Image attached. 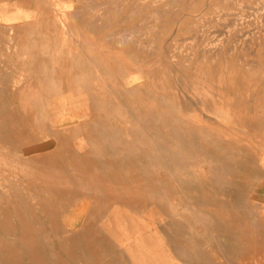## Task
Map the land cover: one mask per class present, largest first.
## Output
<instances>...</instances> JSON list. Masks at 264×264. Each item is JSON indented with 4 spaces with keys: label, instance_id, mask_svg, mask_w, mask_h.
<instances>
[{
    "label": "rangeland",
    "instance_id": "rangeland-1",
    "mask_svg": "<svg viewBox=\"0 0 264 264\" xmlns=\"http://www.w3.org/2000/svg\"><path fill=\"white\" fill-rule=\"evenodd\" d=\"M135 1L0 0V125L24 133L0 136L3 257L32 264L7 226L20 227L14 203L41 220L33 228L49 263L94 264L80 244L67 255L64 239L25 206L37 173L28 175L26 156L50 141L149 183L158 207L135 214L134 235L156 227L168 262L264 264V0ZM77 215L73 207L63 219ZM122 258L116 264H129Z\"/></svg>",
    "mask_w": 264,
    "mask_h": 264
},
{
    "label": "bare ground",
    "instance_id": "bare-ground-1",
    "mask_svg": "<svg viewBox=\"0 0 264 264\" xmlns=\"http://www.w3.org/2000/svg\"><path fill=\"white\" fill-rule=\"evenodd\" d=\"M1 117L3 118L4 116L1 115ZM2 126L3 125H0V136H2L1 138L5 140L8 136L24 138L23 130L22 128H19L17 124H13L7 130L2 128ZM27 143L28 142H26L25 144ZM52 145L54 146L49 150H43L45 152L26 156V164L33 165L32 167H30L28 175L30 174L31 170H36L37 173L33 172V174L30 176V180H35L36 182H30L32 183V186H34L33 190H31L29 193L33 197V202L30 204L27 203L25 204V206H27V208H36L38 212H40L42 218L44 220H47L46 222L49 224V229H51L50 233L59 239H64V245L67 246V249H70L67 251V255H69L70 257H74V254L77 255V252L74 253V248L75 246L80 244V246L85 250L87 256L92 260L91 262H93L94 264H116L118 260L123 259L122 257H125L124 259L126 260L128 258V260L130 261L129 264H173L172 262H168V259L164 255V251L162 250V248L157 247L158 245L156 242V237H153L154 234H157L156 227L149 229L148 227L143 225V228H146V230L142 229L143 232L139 231L137 237H135L134 235L136 229H138L137 227H139L135 220H138V215L140 216L143 213V209L145 208L146 204L151 203L153 210H155V206L156 208L158 207L156 200L154 198L152 199L153 194L150 192V188L148 185L149 183L147 184V182H145V179L133 176L130 171H126L122 176H120L117 172H115V169H110L111 172L106 170L104 171L103 167H94V169L93 167H91V165L93 163L96 164L97 162L95 160L97 159L89 158V154L86 153L85 150H79L74 148L73 146L65 145L63 147L62 143L57 142L53 144V142L48 141V143L39 145L37 147L47 148L51 147ZM17 146L19 147V145ZM29 146L30 145L24 146V148L28 149L31 147ZM63 153H65V155H62ZM62 163L66 166H62ZM96 168L103 170V172H105V175L102 176V174L96 175L89 173V171H92L93 169L96 170ZM34 189H36L38 192L41 191L45 194L47 193L48 195L52 196V198L43 197L41 192L36 195V193L33 192ZM80 193H84L86 199L80 200L75 197ZM18 199L21 200L22 198ZM54 200L56 203L53 202ZM59 202H62L63 205H61ZM7 203L9 202L7 201ZM73 207H76L78 215L75 219H72L70 223H67L63 219L64 214ZM159 207L163 209L161 206V202ZM12 209L11 210L13 211L14 216L17 218L20 227L15 228L13 226L12 228H10L11 226L7 225L9 222L6 225L9 226V230L11 229V233H9L15 236L17 240L23 245L29 261L32 262V264H52L49 263V258L48 260L45 258L46 255L41 254L38 249L40 245L38 247L36 243V230H34L33 227L35 226V229H37V226L41 227L39 224L41 220L38 222V220H36V218L34 217L32 218L29 215H23L22 212L19 213L22 210L21 206H18V204H16L15 206V204L13 203ZM152 211H149L148 214H151L152 223H156L157 220L155 214L152 215L153 213H150ZM137 213L138 215L136 216L135 214ZM38 216L40 217V215ZM76 221L78 222V224L80 223V227L78 226L79 229L72 230L70 228H67V225H72ZM263 221L264 220H261L262 223ZM62 227L65 228V230L62 229ZM234 227L236 228V223H234ZM153 229L155 230V232H152ZM149 233L150 236H148ZM237 234L239 236V233ZM158 235H160V233ZM253 236L255 235L249 234L248 237L250 245L248 246L246 251L250 254L249 256H251L252 254L254 255V252L256 251L255 249H257V247L255 248V246H253L252 244L255 238ZM160 237L161 235L159 236V238ZM257 238L259 239V237ZM135 239L138 240V245ZM240 239L238 240L240 241ZM4 245L5 244L3 243V246ZM147 247H149L150 249L147 250ZM2 249L3 248L0 246V263L4 262L3 264H5L8 263V260H10L13 261L10 262V264H21L17 261V259H15V257L13 258V256L12 258L7 257L10 258L8 260L5 258V256L3 257V254L1 252ZM154 250L156 251L155 255L152 254V251ZM61 253L62 252H60L59 254ZM47 256L50 257V255ZM58 256L56 257L58 258ZM57 258L55 259L57 260ZM74 258H76V256ZM64 259L66 260V258ZM51 261L53 262L54 260ZM53 264L67 263L63 262V260L61 262V260L59 259V261H56Z\"/></svg>",
    "mask_w": 264,
    "mask_h": 264
},
{
    "label": "crops",
    "instance_id": "crops-1",
    "mask_svg": "<svg viewBox=\"0 0 264 264\" xmlns=\"http://www.w3.org/2000/svg\"><path fill=\"white\" fill-rule=\"evenodd\" d=\"M258 150V154L260 155L261 159H262V165H263V168L261 167V169H263L264 171V138H262V141H260L259 143V147L257 148ZM254 232V231H252ZM252 232H249L250 235H252L253 233Z\"/></svg>",
    "mask_w": 264,
    "mask_h": 264
}]
</instances>
